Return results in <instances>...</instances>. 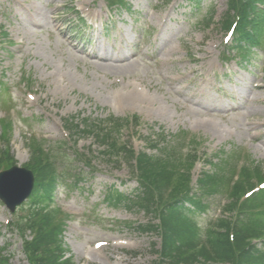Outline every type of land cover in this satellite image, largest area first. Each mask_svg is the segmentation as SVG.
Wrapping results in <instances>:
<instances>
[{"label": "rangeland", "instance_id": "1", "mask_svg": "<svg viewBox=\"0 0 264 264\" xmlns=\"http://www.w3.org/2000/svg\"><path fill=\"white\" fill-rule=\"evenodd\" d=\"M125 1L129 11L110 12L104 0H0V78L5 83L0 87L5 93L0 96V123L11 122L6 131L10 154L16 164L26 165L25 137H34L44 142L45 150L66 153L74 162L65 158L63 163L71 166L72 176L83 179L69 187L73 181L68 178L52 197L69 216L61 249L63 260L71 264H153L160 246L157 235L137 231L153 216L128 208V201L105 198L113 187L133 199L137 182L124 163L106 162L93 138L79 133L83 120L137 115L144 124L133 133L122 131L121 139L134 136L130 144L135 152L153 158L159 156L151 147L156 142L172 159L181 133L195 136L196 144L182 146L184 153L200 157L193 183L202 172L221 169L225 175L238 152L264 165V90L252 103L244 101L261 57L242 64L245 77L233 74V84H223L228 95L217 94L220 84L213 80L224 72L220 19L228 0H200L198 8L190 0H170L166 6L165 0ZM208 9L213 10L210 25H196ZM85 31L89 35L81 43ZM88 51H100L107 59L92 58ZM66 121L77 125V131L65 129ZM162 137L165 143L159 141ZM75 154L90 159L94 172ZM218 199H205L209 209L194 213L200 227L217 215ZM29 206L23 213H10L0 205V248L12 264H27L11 225ZM95 242L106 247L95 250Z\"/></svg>", "mask_w": 264, "mask_h": 264}, {"label": "trees", "instance_id": "2", "mask_svg": "<svg viewBox=\"0 0 264 264\" xmlns=\"http://www.w3.org/2000/svg\"><path fill=\"white\" fill-rule=\"evenodd\" d=\"M254 3L255 0H232L230 5L237 12L247 14L249 11L254 10ZM245 24H242V26ZM104 139H107V137ZM30 148L31 164L35 166V169L37 168L35 171L38 172L42 192L39 190L37 194L39 196L35 197V204H38V209L29 215L27 228L34 233L35 239L26 252L30 264H65L60 262L62 254L58 240L61 235V228H59L61 222H56L58 212L47 210L51 200L50 195L47 193L53 189L56 180L54 168L51 167L50 159L44 156L39 147L31 145ZM161 155L164 154L161 153ZM163 157L153 159L145 154H140L135 158L143 194L139 200L141 204L138 205L140 208L145 209L147 213L153 212L152 214L160 218L158 229L151 225L145 230H160L162 236L161 260L155 264H199L200 261L207 264H261L260 259L252 253V247L248 245L243 247L244 237L257 235L255 230H250L245 225V223L258 222V219L252 216L238 218L235 247L229 246L225 239L216 238L215 236L205 245L201 243L195 226L191 224L180 208H176L177 203L183 200L191 202L187 195V180H182L183 184L180 181H175L176 187L173 190L175 195L171 196L168 203L163 200L164 191L170 189L174 181L172 180L174 178L173 169H170L167 164L169 161L163 159ZM127 158L133 159L134 156L129 154ZM254 173V177L261 180L262 172L257 169ZM210 179L209 177L203 178L199 184L201 183L204 186L213 181L212 178ZM243 179L245 182H250L252 179L246 169L243 171ZM213 186L211 184V187ZM243 187L242 181L236 186V191L241 192ZM154 195L157 196V199ZM152 208L158 209V212ZM141 231L144 230L141 229ZM51 244H58V246L52 248ZM236 249L239 253L235 252ZM0 264L7 263L0 259Z\"/></svg>", "mask_w": 264, "mask_h": 264}, {"label": "water", "instance_id": "3", "mask_svg": "<svg viewBox=\"0 0 264 264\" xmlns=\"http://www.w3.org/2000/svg\"><path fill=\"white\" fill-rule=\"evenodd\" d=\"M22 175V183L16 185L14 183L16 176L19 175L18 172L9 171L0 176V194L2 196L6 195V203L12 204L17 201L24 199L30 191V178L29 174L19 172Z\"/></svg>", "mask_w": 264, "mask_h": 264}]
</instances>
